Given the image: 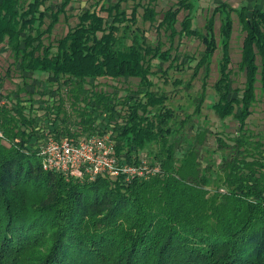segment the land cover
<instances>
[{
  "label": "trees",
  "instance_id": "16d2710c",
  "mask_svg": "<svg viewBox=\"0 0 264 264\" xmlns=\"http://www.w3.org/2000/svg\"><path fill=\"white\" fill-rule=\"evenodd\" d=\"M72 1L63 0L53 11L48 0H0V44L7 43L24 72L49 74L59 88L68 87L77 116L72 123L64 99L41 101V123L23 97L13 107L0 106L6 138L0 140V264H264V141L247 129L259 75L264 92V9L223 2L202 32L193 26L194 2L179 0L162 21L170 37H197L205 45L194 78L202 70L207 77L221 45L211 107L220 119L234 117L239 125L230 141L217 139L224 179L214 191L216 165L201 168L197 144L203 141H189L182 132L187 120L178 126L167 95L152 90V60L166 61L170 51H159L140 33L142 5L129 12V0L107 6L98 1L107 17L88 9L56 45H46L44 37ZM156 1L144 7L145 20L155 21ZM233 13L245 33L238 65L245 83L234 89ZM101 78H136L145 91L129 100L103 91L86 95V82ZM205 87L196 114L205 103ZM47 132L75 139L111 132L116 157L129 164H139L140 152L157 143L151 165H160L161 172L126 184L122 178L81 182L45 171L34 145ZM178 150L184 151L181 159Z\"/></svg>",
  "mask_w": 264,
  "mask_h": 264
},
{
  "label": "rangeland",
  "instance_id": "374dc122",
  "mask_svg": "<svg viewBox=\"0 0 264 264\" xmlns=\"http://www.w3.org/2000/svg\"><path fill=\"white\" fill-rule=\"evenodd\" d=\"M34 1V0H28ZM63 0H48L47 4L53 11H57L61 7ZM101 0H73L66 11L60 15L59 22L56 23L52 34L45 36L46 45H56L57 41L64 37L71 27L78 23V17L82 12L88 9H95L99 13L107 17L106 12L100 11L97 2ZM116 0H102L106 6L115 2ZM179 0H157L151 4V7L157 12L155 21H147L143 18L144 7L149 6V0H129L125 8L131 12V9L136 4L140 3L138 13L140 14L139 27L140 33L149 41L153 47L158 48L159 51H170L169 59L166 61L154 58L152 60V73L150 80L153 83L152 90L167 95V105L176 112L177 125H181L182 120H187L182 130L184 136L189 137L188 140H198L202 142L197 144L201 155V168H205L208 164L216 165V180L212 182L211 189L216 190L217 186H221L224 175L218 166L220 164V156L217 151V139L220 137L223 140H229L236 137L238 130V121L234 117L227 119H220L211 107V104L216 99V92L214 84L218 79V63L221 59V45L216 51L210 72L205 77L206 73L202 70L194 78L196 65L204 53L205 45L197 37L182 38L170 37L169 33L165 31L162 25L164 14L170 8L177 9ZM195 8L192 12L193 26L200 31H204L206 21L211 16L215 7L221 3H228L229 6L239 9L243 5L251 8L257 7L264 9V0H192ZM43 6L41 9L43 10ZM183 10L179 15V21H182L186 15ZM50 13L46 14V23L52 21ZM234 19V31L231 39V58L232 68L234 71V78L232 88H242L245 83V72L239 70V62L242 57L243 41L245 33L242 31L238 22L236 13L232 14ZM216 20V34L219 37V29L221 26V19L218 15ZM178 31L181 30L180 23L176 25ZM174 61V62H173ZM173 62L170 70H167L169 65ZM85 85V94L90 95L92 90L106 94H111L113 97L119 99L129 100L132 93L139 91L142 97L144 88L139 86V79L136 78H121L118 80L101 78L98 80H88ZM190 83L189 87L187 84ZM205 87V103L201 107L199 114L195 113V107L198 99L201 98L203 87ZM77 89L76 86H73ZM68 87L59 88L56 80L46 73H27L24 72L12 54L11 49L7 43L0 44V106L8 105L13 107L19 97H23L27 108L33 109V115L40 120L44 117V110L39 108L41 101L56 102L64 99L66 108L71 114L72 123L76 119V113L71 106L73 98ZM240 93H233L232 96H238ZM32 101H27L28 99ZM117 101V100H115ZM114 102V101H113ZM31 103H34L32 105ZM81 103L80 106H83ZM28 112V110H27ZM182 127V126H181ZM247 129L254 139H261L264 141V92L262 90V83L260 75L258 76V83L256 85V99L252 106V115L247 120ZM75 130V128H74ZM83 137H87L86 135ZM257 137V138H256ZM160 149L157 143L151 144L144 151L140 152L141 161H146L149 165L152 164L151 159L155 153ZM183 150L177 151V158H183Z\"/></svg>",
  "mask_w": 264,
  "mask_h": 264
},
{
  "label": "built area",
  "instance_id": "2783aa9c",
  "mask_svg": "<svg viewBox=\"0 0 264 264\" xmlns=\"http://www.w3.org/2000/svg\"><path fill=\"white\" fill-rule=\"evenodd\" d=\"M44 134V133H43ZM0 140L6 138L0 132ZM112 133L93 134L79 139L45 133L34 145L45 171L61 173L78 181H95L99 177L122 178L129 183L136 178L148 179L161 172L160 165L121 163L115 155Z\"/></svg>",
  "mask_w": 264,
  "mask_h": 264
}]
</instances>
